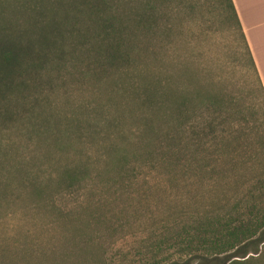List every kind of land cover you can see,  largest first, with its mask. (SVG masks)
<instances>
[{
	"label": "trees",
	"instance_id": "1",
	"mask_svg": "<svg viewBox=\"0 0 264 264\" xmlns=\"http://www.w3.org/2000/svg\"><path fill=\"white\" fill-rule=\"evenodd\" d=\"M197 4L0 0V219L30 227L0 234V264H264V174L228 208L215 201L134 253L113 248L146 172L234 162L239 102L162 40ZM212 4L259 84L231 0Z\"/></svg>",
	"mask_w": 264,
	"mask_h": 264
},
{
	"label": "rangeland",
	"instance_id": "2",
	"mask_svg": "<svg viewBox=\"0 0 264 264\" xmlns=\"http://www.w3.org/2000/svg\"><path fill=\"white\" fill-rule=\"evenodd\" d=\"M197 2L196 12L191 16L182 12L172 36L162 40L168 44V56L188 60L203 72L209 70L227 94L239 102L241 116L232 115L229 119L236 124L232 130L237 139V145L232 147L236 148L231 158L234 162L225 164L226 160L220 159L214 163L208 159L205 174L190 176L176 171L169 180L162 171L146 172L130 190L131 208L123 221L130 226L117 234L112 245L116 251L134 253L146 241L165 233V229L215 207L221 209L215 201L230 200L225 206L228 208L233 201L245 198L255 177L264 174V91L249 66L239 37L225 29L212 0ZM181 43L188 46L185 54ZM239 164L243 168H236ZM78 195L72 194L61 203L73 204ZM26 221L25 214L1 218L0 234L27 231L30 227Z\"/></svg>",
	"mask_w": 264,
	"mask_h": 264
},
{
	"label": "crops",
	"instance_id": "3",
	"mask_svg": "<svg viewBox=\"0 0 264 264\" xmlns=\"http://www.w3.org/2000/svg\"><path fill=\"white\" fill-rule=\"evenodd\" d=\"M259 84L264 87V0H231Z\"/></svg>",
	"mask_w": 264,
	"mask_h": 264
}]
</instances>
